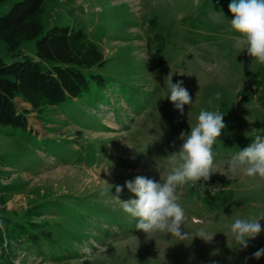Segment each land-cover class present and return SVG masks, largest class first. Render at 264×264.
Returning <instances> with one entry per match:
<instances>
[{"label": "rangeland", "instance_id": "1", "mask_svg": "<svg viewBox=\"0 0 264 264\" xmlns=\"http://www.w3.org/2000/svg\"><path fill=\"white\" fill-rule=\"evenodd\" d=\"M18 1L0 4V17ZM230 2L45 0V30L83 28L104 53L98 73L107 83L40 109L17 97L27 127L0 125V264H264V256L252 255L264 248V231L246 249L228 247L237 217L264 212L258 176L216 172L205 185L182 186L184 230L194 235L205 226L216 232L211 243L147 236L112 198L115 185L123 187L121 200L135 198L125 181L137 175L166 176L167 157L202 109L219 111L226 125L213 146L220 171L264 132V65L240 51L245 44L230 31ZM21 52V60L32 57L35 42H24ZM0 56L9 58L1 38ZM170 71L193 100L183 115L164 97Z\"/></svg>", "mask_w": 264, "mask_h": 264}, {"label": "clouds", "instance_id": "2", "mask_svg": "<svg viewBox=\"0 0 264 264\" xmlns=\"http://www.w3.org/2000/svg\"><path fill=\"white\" fill-rule=\"evenodd\" d=\"M228 10L232 14L229 21L230 31L239 33L245 44L240 51L246 49L252 63L264 65V0H231ZM165 83L168 94L164 97L183 115L184 106L193 103L189 91L183 86V81L173 83L171 71ZM219 98L220 93H216V99ZM208 103L211 104L212 100ZM225 127L223 115L219 111L202 109L196 117L195 125L190 126V131H181L179 139L183 142L179 149L167 157L170 171L166 176L160 175V180L157 181L137 175L134 180L125 181V186L135 197L128 200L119 198L123 187L114 186L117 195L112 198L119 203L123 213L136 221V229L142 230L147 236L171 234L178 242L192 240L193 237L206 243L213 242L216 232L209 231L205 226L196 229L194 235L184 230L189 217L179 203L182 186L189 181H202L201 184L205 185L216 172L228 178L242 173L248 177L258 176L264 179V132L254 134L248 146L234 153L223 171L217 168L213 146ZM106 183L109 184L107 181ZM112 187L113 185L103 188L100 194L107 195ZM262 219L264 212L251 218L237 217L230 225L232 242L228 247L236 250L248 248L249 240L255 239L264 231L260 223ZM191 220L194 224H203L198 217H192ZM0 227H3L2 221ZM252 255L259 259L264 256V248Z\"/></svg>", "mask_w": 264, "mask_h": 264}, {"label": "trees", "instance_id": "3", "mask_svg": "<svg viewBox=\"0 0 264 264\" xmlns=\"http://www.w3.org/2000/svg\"><path fill=\"white\" fill-rule=\"evenodd\" d=\"M44 4L45 0H21L0 17V38L9 51L8 59L0 56V125L27 127L17 97L40 109L62 105L107 83L98 73L106 64L101 48L83 28L56 25L46 31ZM31 40L36 53L19 59L23 43ZM0 221L4 222L1 214ZM25 234L27 230L16 237Z\"/></svg>", "mask_w": 264, "mask_h": 264}]
</instances>
